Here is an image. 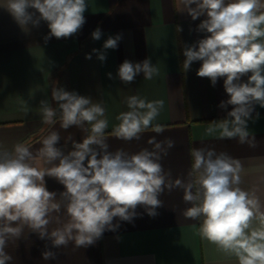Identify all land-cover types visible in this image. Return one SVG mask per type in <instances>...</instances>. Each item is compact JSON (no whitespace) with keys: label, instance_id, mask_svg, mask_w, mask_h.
Returning <instances> with one entry per match:
<instances>
[{"label":"clouds","instance_id":"9594fccd","mask_svg":"<svg viewBox=\"0 0 264 264\" xmlns=\"http://www.w3.org/2000/svg\"><path fill=\"white\" fill-rule=\"evenodd\" d=\"M6 9L25 32L29 25L39 27L47 23L44 36L69 38L86 23L87 0H4ZM30 9L34 11H30ZM177 12L187 13L193 21L205 17L196 31L206 33L183 48L182 66L188 71L193 62L200 61L198 77H207L215 87L219 78L228 99L219 104L227 111L225 118L209 122L207 135L238 139L255 147V138L249 139V120L255 106L264 108V0H179ZM38 13V15H37ZM177 31H182L177 26ZM103 33L97 27L93 40ZM121 35L109 36L102 49H92L102 63L106 50H115ZM92 53L85 58L91 59ZM143 73L145 80L159 75L151 58L140 62L125 59L118 67L116 78L128 85ZM114 79L112 73H107ZM247 76V80L242 78ZM127 111L120 112L112 135L124 141L139 140L141 134L152 129L160 134L164 128L154 124L163 107V100L149 101L139 95L125 99ZM55 104V106H53ZM101 101L90 96L68 91L56 83L51 87V101H39L42 122L52 126L59 121L60 128L77 127L86 133L81 142L70 136L71 150L58 147V131H51L33 152L23 142L11 150L0 149V264L12 260L5 249L9 241L18 240L25 228L40 239H48L55 248L70 242L76 248L96 243L105 231H116L120 222L132 223L140 215L142 206L149 217L158 215L163 206L159 199L165 189L183 190V200L190 204L185 218L200 221L199 235L220 251L235 256L238 264H264V204L255 191L240 187L244 168L238 159L209 148H192V166L187 180H173L160 163L175 142L166 138L129 154L123 149L109 151L106 129L108 121ZM27 115V109H25ZM42 161L45 167L38 166ZM55 178L64 186L57 194L46 187L45 177ZM66 215L65 221L61 214ZM55 214V215H54ZM118 218V219H117ZM55 220L59 225L49 231ZM114 220L116 221L114 223ZM44 260L56 258L51 250L42 252Z\"/></svg>","mask_w":264,"mask_h":264},{"label":"crops","instance_id":"0c3cea01","mask_svg":"<svg viewBox=\"0 0 264 264\" xmlns=\"http://www.w3.org/2000/svg\"><path fill=\"white\" fill-rule=\"evenodd\" d=\"M87 3L82 29L69 38L53 37L47 43L43 39L49 32L46 22L41 21L38 28L29 25L30 31L25 32L6 9L0 8V149L11 150L15 143L23 142L36 152L51 131L59 132L61 139L57 146H65L66 152L71 150L70 136L82 141L86 133L75 126L64 130L59 121L52 126L42 122L39 101L46 98L51 101V87L56 83L103 103L109 151L123 149L134 154L144 148L151 150L152 145L147 143L151 137L158 141L170 138L175 146L160 163L173 180L189 178L193 162L190 149L224 152L238 159L244 168L240 187L255 191L264 204V108L256 105L252 115L259 113V119L248 122L249 139L255 138V147L241 144L238 139L207 135L209 122L225 118L231 110V106L227 110L219 107L222 100L228 99L224 78H219L213 87L207 77L196 75L200 61L193 62L186 72L182 66L185 45L207 35L196 31L205 17L193 21L187 13L177 12L179 0H87ZM177 26L182 31L178 32ZM97 27L103 35L100 40H93L91 33ZM117 34L122 37L118 47L106 50L107 58L102 63L92 49H102L104 41ZM86 53H92V58L86 59ZM145 58H151L159 69L158 76L145 80L140 73L128 85L116 78L125 59L135 63ZM107 73H112L114 79H109ZM242 79L247 80V76ZM131 95L164 101L153 122L163 126L162 133L150 128L139 140L131 141L112 135L119 123L116 117L128 110L124 101ZM37 163L50 167L42 161ZM45 181L49 191L57 194L64 191L55 178L46 176ZM183 195L180 188L165 189L159 197L163 206L156 209L157 216L149 217L138 206L136 211L140 215L132 223L120 222L116 231H105L95 244L86 248H76L73 242L55 248L50 240H42L25 228L24 235L9 241L5 249L12 256L8 264H238L235 256L200 237V221L184 216L191 205L185 203ZM66 219L62 213L61 220ZM57 226L54 220L49 231ZM45 250L55 252L56 258L44 260L41 254Z\"/></svg>","mask_w":264,"mask_h":264}]
</instances>
